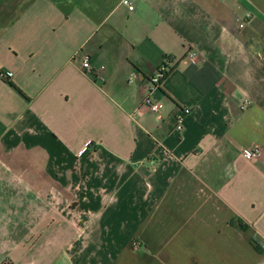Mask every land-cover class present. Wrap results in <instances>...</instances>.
Wrapping results in <instances>:
<instances>
[{"label":"crops","instance_id":"1","mask_svg":"<svg viewBox=\"0 0 264 264\" xmlns=\"http://www.w3.org/2000/svg\"><path fill=\"white\" fill-rule=\"evenodd\" d=\"M123 1L0 0V264H264V0Z\"/></svg>","mask_w":264,"mask_h":264},{"label":"built area","instance_id":"2","mask_svg":"<svg viewBox=\"0 0 264 264\" xmlns=\"http://www.w3.org/2000/svg\"><path fill=\"white\" fill-rule=\"evenodd\" d=\"M123 4L125 6H127L130 10H133V5L131 4V2H129V0H124ZM188 59L193 62L196 63L199 60V56L197 54V52H190L188 54ZM170 60H166L154 73V75L150 78L149 82H148V89L150 92L156 91L160 88L162 80L166 77L169 68H170ZM82 67L84 69L85 74L92 78L94 81H103V77H102V72L104 71L105 67L104 66H94L90 59L88 57L83 58L82 61ZM4 77V76H3ZM144 105L148 106L151 111L153 113L158 114L161 110H163L164 106L161 102L158 101H154L152 100L150 97H147L143 103ZM251 105V101L249 99H243L241 102V108L242 109H246ZM191 113V108L186 107L183 108L179 113L176 114V130L178 132H182L183 131V122H184V118L186 116H188ZM90 146V144H88ZM262 155V151L259 148H249L246 149L243 152V157L245 158V160L250 161V162H254L256 161L259 157H261ZM151 164L154 168L155 166V162L151 161ZM135 246H137V244H135Z\"/></svg>","mask_w":264,"mask_h":264},{"label":"rangeland","instance_id":"3","mask_svg":"<svg viewBox=\"0 0 264 264\" xmlns=\"http://www.w3.org/2000/svg\"><path fill=\"white\" fill-rule=\"evenodd\" d=\"M71 234V233H69ZM59 234L56 233L54 234V239H53V242L54 244H58V245H62V244H65V241H66V238H58ZM43 237V234L41 233H38V241ZM69 239V238H68ZM46 249L44 250H40L39 249V256L40 254H42V264H76V257L72 254H70L68 252V250H64L60 247L58 248H53V255L50 256V259L49 257L47 258V254H46ZM37 264H41V260H40V257L38 259V263Z\"/></svg>","mask_w":264,"mask_h":264},{"label":"trees","instance_id":"4","mask_svg":"<svg viewBox=\"0 0 264 264\" xmlns=\"http://www.w3.org/2000/svg\"><path fill=\"white\" fill-rule=\"evenodd\" d=\"M8 77H6L5 76V79H7ZM12 86H14V85H12ZM15 87V86H14ZM239 225V228L241 229V230H244L246 227L242 224V223H240V224H238ZM254 243V245H255V248L258 250V251H262L263 249L261 248V246H259L256 242H253Z\"/></svg>","mask_w":264,"mask_h":264}]
</instances>
